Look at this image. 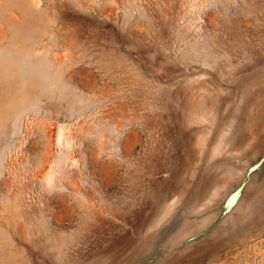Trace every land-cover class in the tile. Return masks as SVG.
I'll list each match as a JSON object with an SVG mask.
<instances>
[{
	"label": "rangeland",
	"instance_id": "374dc122",
	"mask_svg": "<svg viewBox=\"0 0 264 264\" xmlns=\"http://www.w3.org/2000/svg\"><path fill=\"white\" fill-rule=\"evenodd\" d=\"M0 264H264V0H0Z\"/></svg>",
	"mask_w": 264,
	"mask_h": 264
}]
</instances>
